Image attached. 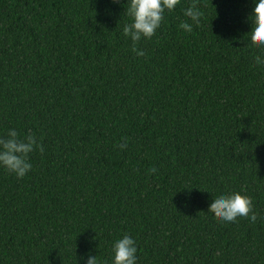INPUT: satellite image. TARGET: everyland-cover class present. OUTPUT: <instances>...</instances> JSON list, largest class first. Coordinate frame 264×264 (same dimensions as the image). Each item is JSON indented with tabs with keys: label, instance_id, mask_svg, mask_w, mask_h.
Wrapping results in <instances>:
<instances>
[{
	"label": "trees",
	"instance_id": "1",
	"mask_svg": "<svg viewBox=\"0 0 264 264\" xmlns=\"http://www.w3.org/2000/svg\"><path fill=\"white\" fill-rule=\"evenodd\" d=\"M192 2L137 56L126 0H0V136L43 146L24 178L0 169V264H111L123 234L137 264H264L254 0H196L204 15L187 33ZM222 192L250 196L256 223L207 213Z\"/></svg>",
	"mask_w": 264,
	"mask_h": 264
},
{
	"label": "clouds",
	"instance_id": "2",
	"mask_svg": "<svg viewBox=\"0 0 264 264\" xmlns=\"http://www.w3.org/2000/svg\"><path fill=\"white\" fill-rule=\"evenodd\" d=\"M112 2L117 3L118 0H112ZM126 3L125 12L130 18V23L123 26L122 33L132 42V51L137 56H143L144 52L138 49L136 44L142 39L152 38L161 27L165 13L173 12L180 4V0H126ZM203 15L200 6L196 0H193L183 9V16L187 20L181 21L179 28L191 33L193 26H200ZM251 22L252 27L248 35L252 43L258 47L264 46V0H254ZM253 61L257 68L264 66V55L254 56ZM117 147L121 150L125 149L127 140ZM34 150L43 152V146L36 135L27 133L21 136L16 129H8L6 136H0V169L14 175L17 179L24 178L32 169L29 157ZM155 171V168L150 169V172ZM253 208L250 196L240 192H222L212 199L207 213H211L223 223H234L238 218H246L255 224L257 214ZM137 252L136 241L128 234H123L111 245V264H137ZM81 260L82 264H108L107 260L103 262L98 260L97 255L86 254Z\"/></svg>",
	"mask_w": 264,
	"mask_h": 264
}]
</instances>
